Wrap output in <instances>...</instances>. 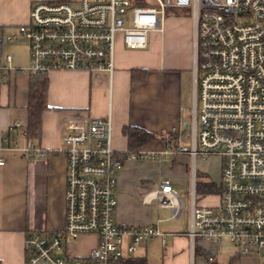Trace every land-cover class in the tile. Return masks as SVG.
<instances>
[{
	"label": "built area",
	"instance_id": "built-area-1",
	"mask_svg": "<svg viewBox=\"0 0 264 264\" xmlns=\"http://www.w3.org/2000/svg\"><path fill=\"white\" fill-rule=\"evenodd\" d=\"M172 9L190 15L195 52L193 142L190 148L179 143L175 153L191 156L194 163L198 156L221 157L217 205H199L193 176L191 253L199 241L220 246L227 240L242 257L264 258V0L36 1L30 22L18 28L30 45L29 66L22 70L112 75L118 36L128 49L142 51L151 32L163 31ZM4 40L13 43L17 37L0 38V45ZM13 60L12 54L0 56V83L14 70ZM11 129L27 136L20 122ZM63 136L65 227L28 233L26 264H123L144 242L161 239L166 246L161 220L140 226L116 221L124 162L149 154L114 149L111 115L66 123ZM15 139L6 136L4 144ZM24 153L28 158L46 154L31 140ZM173 186L162 181L144 203L156 202L179 217L183 203ZM86 236L96 237L97 245L86 255H71L69 245Z\"/></svg>",
	"mask_w": 264,
	"mask_h": 264
},
{
	"label": "crops",
	"instance_id": "crops-1",
	"mask_svg": "<svg viewBox=\"0 0 264 264\" xmlns=\"http://www.w3.org/2000/svg\"><path fill=\"white\" fill-rule=\"evenodd\" d=\"M36 1L47 0H0V38L16 36L18 41L20 34H16V30L30 22L31 7ZM193 38L192 20L173 16L163 23V31L149 34L148 47L142 51L128 49L120 39L112 75L86 71L50 72V107L42 114V135L36 143L46 152L42 158L26 157L24 149L28 139L19 130L11 131L14 123L20 122L23 127L27 124L30 84V74L14 65L13 60L14 70L7 81L0 83V162L4 163H0V264H26L28 233L64 230L66 162L61 151L64 125L110 115L113 146L120 153L130 151L128 138L123 134L126 126L139 127L162 137L138 150L149 154L148 157L140 156L124 162L117 184V223L121 226L156 225L161 220L160 227L166 235L167 245L163 246L161 239H153L144 245V249L147 251L151 242L152 246L159 242L162 247H167L170 255L166 264L249 263L252 257L240 256L231 245L232 250L220 252L222 245L213 246L205 241L196 243L193 256L187 235L191 208L189 223L177 226L170 223L173 215L166 219L158 216L156 222L155 208H167L158 207L156 202L144 203L147 193L157 189L165 180L174 185L182 199L178 187L190 184L193 190L194 173L196 191L195 163L191 156L175 153L179 143L185 144L181 138L188 123L183 94V74L186 72L193 73L194 98ZM5 43L0 45V56L8 54ZM163 51L174 54L166 60L162 57ZM179 51L183 59L175 57V52ZM133 70H147L146 79L133 82ZM177 133L180 138L170 142L169 137ZM11 134L16 139L9 145L4 144V138ZM165 158L172 161V167L165 164ZM202 197H208V200L218 198L216 205L220 201L217 193ZM206 206L215 205L211 201ZM97 243L96 237L86 236L71 243L68 250L74 256H83ZM199 250L211 253L214 261L198 255Z\"/></svg>",
	"mask_w": 264,
	"mask_h": 264
},
{
	"label": "rangeland",
	"instance_id": "rangeland-1",
	"mask_svg": "<svg viewBox=\"0 0 264 264\" xmlns=\"http://www.w3.org/2000/svg\"><path fill=\"white\" fill-rule=\"evenodd\" d=\"M51 1H55V0H51ZM173 16H179L182 19L186 18L190 19V21L192 20L190 15L185 14L184 11L182 10H169L166 12V19H169L170 17L173 18ZM165 19V21H166ZM19 31L16 30V34H18ZM4 39H6V36L4 37ZM120 39L122 40V38L120 37V35L118 36V41H120ZM6 41V40H4ZM117 41V44H118ZM123 41V40H122ZM116 44V47H117ZM5 51L8 54H13L14 55V65L20 67L21 69H26L29 66V61H30V45L29 42L22 37L21 35L19 36V39L17 42L14 43H8V41H6L5 46H4ZM163 59L168 60L172 54H174L173 52L169 53V55L167 53H163L161 52ZM175 57L176 58H180L183 59V56L181 54V52L179 51V53L175 52ZM167 62V61H166ZM184 75V85H183V91H184V97H185V108H188V123L191 126L192 122H193V73L192 72H186L183 74ZM199 106V104H198ZM192 127V126H191ZM182 139L184 140V143L187 147H191L192 144V131L190 129V127H187L184 129V134L182 135ZM221 157L218 156H211V157H202V156H198L196 161H195V168H196V172L204 175L206 178H209L210 180L216 182L217 184L220 185V180H221ZM165 164H167L168 167H172V161L169 160V158H165ZM200 182V181H199ZM178 191L179 194L182 197V202H183V213L182 215L177 219V218H173L172 224L176 223L177 226H181V225H186L189 223V214H190V208H191V198H192V185L190 186V184L188 185H182L178 187ZM212 194V193H211ZM198 198V203L201 206H206L208 204V202L214 203V205H216V203L218 202V198L217 199H210L206 197H202V195H197ZM156 205V203L154 204ZM155 219L156 222L158 220V216L159 218L162 219H166L167 217H171L172 214V209L171 208H167V209H161L158 210L155 208ZM155 222V223H156ZM151 241V240H150ZM147 242L142 243L141 245L138 246V249L135 253L134 256L136 257H145L147 258V264H166V259L169 258V253H167L166 249L167 247H162V244H160L159 242H156L154 246L153 243L151 242L149 244L148 250L146 251V249H144V245ZM83 244V243H82ZM229 243L227 240H225L222 244V247H220V252L222 251H230L232 250V248L229 247ZM169 247V246H168ZM72 255V254H71ZM173 258V257H172ZM249 263L247 264H264V258H249Z\"/></svg>",
	"mask_w": 264,
	"mask_h": 264
},
{
	"label": "trees",
	"instance_id": "trees-1",
	"mask_svg": "<svg viewBox=\"0 0 264 264\" xmlns=\"http://www.w3.org/2000/svg\"><path fill=\"white\" fill-rule=\"evenodd\" d=\"M141 3L142 0H139ZM1 47V46H0ZM148 71L147 70H133L132 71V81L133 82H143L146 79ZM49 76L48 75H30L29 84V101L26 107L28 113L27 124L24 127V132L26 138L37 143L42 135V114L49 109L48 105V93H49ZM13 131V130H11ZM14 131H17L14 129ZM123 134L128 138L129 150L130 152H138L139 149L145 145L153 142L154 140H159L162 137L158 134L149 133L139 127L126 126L123 129ZM10 137L13 134L9 135ZM16 136V135H15ZM179 134H172L169 137V141L172 139H178ZM14 141V140H13ZM169 142V143H170ZM11 144V143H10ZM200 181V182H199ZM222 188L216 182L206 178L204 175L197 173L196 181V192L197 194L207 195V194H219ZM198 255H202L208 259L212 256L209 252H197ZM123 264H147L146 258L132 256L126 259Z\"/></svg>",
	"mask_w": 264,
	"mask_h": 264
},
{
	"label": "water",
	"instance_id": "water-1",
	"mask_svg": "<svg viewBox=\"0 0 264 264\" xmlns=\"http://www.w3.org/2000/svg\"><path fill=\"white\" fill-rule=\"evenodd\" d=\"M185 127H186V128H187V127H190V126H189V123H186Z\"/></svg>",
	"mask_w": 264,
	"mask_h": 264
}]
</instances>
